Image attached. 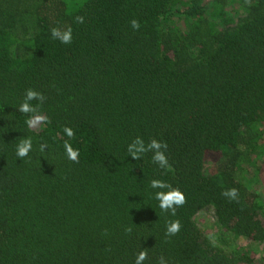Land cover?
Listing matches in <instances>:
<instances>
[{
    "label": "trees",
    "instance_id": "1",
    "mask_svg": "<svg viewBox=\"0 0 264 264\" xmlns=\"http://www.w3.org/2000/svg\"><path fill=\"white\" fill-rule=\"evenodd\" d=\"M29 89L44 99L23 113ZM136 137L166 145L167 165L129 156ZM152 180L184 194L174 215ZM141 252L142 264H264V0H0V264Z\"/></svg>",
    "mask_w": 264,
    "mask_h": 264
},
{
    "label": "clouds",
    "instance_id": "2",
    "mask_svg": "<svg viewBox=\"0 0 264 264\" xmlns=\"http://www.w3.org/2000/svg\"><path fill=\"white\" fill-rule=\"evenodd\" d=\"M79 22H83L82 18H78ZM131 27L133 29L138 30L140 28V24L137 20L133 19L131 21ZM52 36L54 39L59 40L63 44H70L72 42V32L71 29L67 31H62L59 28L52 29ZM34 99H38L42 101L44 98L43 96L32 90H27L25 94L24 101L19 106V111L23 113H29L35 111L34 106L31 104V101ZM36 119H40L37 117ZM29 127L33 125V120H29L28 122ZM66 135L68 137H72L74 132L72 128L65 127L64 129ZM33 147L32 140L30 138H25L21 140L16 146V155L17 157L23 159L28 156L29 152ZM65 155L69 160L77 161L79 156V150L75 149L70 142H65L64 145ZM166 148V145L160 143L159 141L153 139L151 143L145 144V141L141 137H136L128 146L127 151L129 156L134 159H139L142 154L152 151L154 155L152 159L154 162L158 163L161 167L167 165L168 161L164 152L161 150ZM151 187L153 189H169L167 191H158L155 193L156 199L159 201V207L164 210L168 211L171 210L173 215L175 214V208L177 206L183 205L185 202L184 194L178 189H171L169 185H166L160 180H152ZM224 195L232 197L233 199L236 198L237 190L230 189L229 191L225 192ZM180 230V223L179 221H171L167 226V234L174 235ZM145 260V253L141 252L136 258V264H142Z\"/></svg>",
    "mask_w": 264,
    "mask_h": 264
},
{
    "label": "rangeland",
    "instance_id": "3",
    "mask_svg": "<svg viewBox=\"0 0 264 264\" xmlns=\"http://www.w3.org/2000/svg\"><path fill=\"white\" fill-rule=\"evenodd\" d=\"M208 220H209V218H207L206 216H203V218L200 219V222L199 223H200V225H201L202 228L204 226H207L209 224L208 223ZM211 231H213V230H211ZM242 244H244V242ZM244 246H246V245H244Z\"/></svg>",
    "mask_w": 264,
    "mask_h": 264
}]
</instances>
